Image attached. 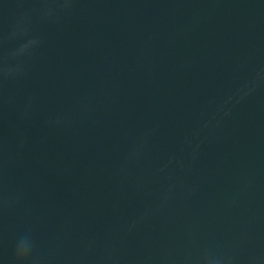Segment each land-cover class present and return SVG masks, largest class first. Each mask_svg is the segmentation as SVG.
I'll return each mask as SVG.
<instances>
[{
    "label": "water",
    "instance_id": "obj_1",
    "mask_svg": "<svg viewBox=\"0 0 264 264\" xmlns=\"http://www.w3.org/2000/svg\"><path fill=\"white\" fill-rule=\"evenodd\" d=\"M264 264V0H0V261Z\"/></svg>",
    "mask_w": 264,
    "mask_h": 264
},
{
    "label": "clouds",
    "instance_id": "obj_2",
    "mask_svg": "<svg viewBox=\"0 0 264 264\" xmlns=\"http://www.w3.org/2000/svg\"><path fill=\"white\" fill-rule=\"evenodd\" d=\"M31 254L32 244L30 240L27 238H21L14 245L11 264H29ZM0 264H3V262L0 261Z\"/></svg>",
    "mask_w": 264,
    "mask_h": 264
}]
</instances>
